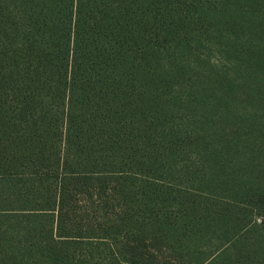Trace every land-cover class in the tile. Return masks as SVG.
I'll use <instances>...</instances> for the list:
<instances>
[{
    "label": "trees",
    "instance_id": "16d2710c",
    "mask_svg": "<svg viewBox=\"0 0 264 264\" xmlns=\"http://www.w3.org/2000/svg\"><path fill=\"white\" fill-rule=\"evenodd\" d=\"M0 264H264V0H0Z\"/></svg>",
    "mask_w": 264,
    "mask_h": 264
}]
</instances>
